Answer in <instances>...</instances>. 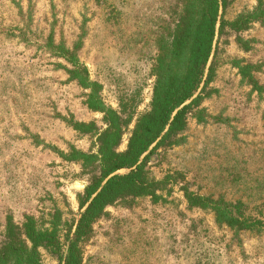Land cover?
I'll use <instances>...</instances> for the list:
<instances>
[{"label":"rangeland","instance_id":"rangeland-1","mask_svg":"<svg viewBox=\"0 0 264 264\" xmlns=\"http://www.w3.org/2000/svg\"><path fill=\"white\" fill-rule=\"evenodd\" d=\"M259 1L227 0L219 17L232 22ZM179 6L0 0V245L11 226L30 246L22 225L31 219L39 230H56L63 247L98 176L106 116L88 108L90 91L69 79L71 65L52 46L73 52L98 84L120 128L115 152L123 153L150 110L157 43L168 39ZM209 67L212 80L185 130L140 159L152 151L145 162L152 195L107 206L81 264H264V20L216 33ZM216 201L238 206L252 229L217 222ZM38 252L41 264H61L50 250Z\"/></svg>","mask_w":264,"mask_h":264},{"label":"trees","instance_id":"trees-1","mask_svg":"<svg viewBox=\"0 0 264 264\" xmlns=\"http://www.w3.org/2000/svg\"><path fill=\"white\" fill-rule=\"evenodd\" d=\"M226 3L227 0H180L173 30L168 33V39L161 38L157 43L150 110L137 120L123 153L115 152L120 128L115 113L102 104L98 84L88 80L86 70L79 66L73 52L52 46L71 65L67 70L69 79L90 91L88 108L106 116L108 129L99 138V172L84 189L82 212L71 237L66 239L67 244L61 246L56 230H39L27 219L22 225V234L30 246L8 226L0 245V264H41L40 247L50 250L61 264H81L82 248L91 236L92 225L107 206L126 197L152 195L154 184L145 178V162L152 151L140 159L152 145L169 144L185 130L187 117L198 107L201 91L212 80V69L207 64L216 33L225 27L238 33L251 23L264 20V1H259L251 13L225 22L219 17V11L225 9ZM120 170L127 173L117 174ZM196 205L206 206L204 202ZM211 208L217 222L248 230L253 227L241 220L238 206L216 201Z\"/></svg>","mask_w":264,"mask_h":264}]
</instances>
